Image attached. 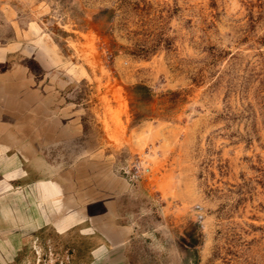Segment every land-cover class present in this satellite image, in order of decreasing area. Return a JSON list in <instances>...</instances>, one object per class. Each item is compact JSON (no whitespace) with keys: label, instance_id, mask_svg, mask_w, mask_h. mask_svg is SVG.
Here are the masks:
<instances>
[{"label":"rangeland","instance_id":"obj_1","mask_svg":"<svg viewBox=\"0 0 264 264\" xmlns=\"http://www.w3.org/2000/svg\"><path fill=\"white\" fill-rule=\"evenodd\" d=\"M0 132L13 192L132 190L131 264H264V0H0Z\"/></svg>","mask_w":264,"mask_h":264},{"label":"crops","instance_id":"obj_2","mask_svg":"<svg viewBox=\"0 0 264 264\" xmlns=\"http://www.w3.org/2000/svg\"><path fill=\"white\" fill-rule=\"evenodd\" d=\"M7 148L0 144V210L2 216L8 218L9 226L21 223V226L31 230L27 235L32 234V237L22 242L20 236L10 229L2 233L7 234L8 238L4 237V241H0V264H16L19 259H24L26 264L41 260L47 264H63L68 261L70 264L77 259L87 260L89 264H118V261L120 264H131V260H135L134 250L129 248L134 225L131 220L121 218L122 214L118 216L119 220L113 219L116 214L115 199H127L132 190L116 192L114 179L109 176V180L106 178L102 185L93 183L90 191L81 197L78 194L68 195L63 192L64 185L59 174L56 182L51 177L39 179L32 184L30 191L25 189L13 192L10 183L24 181L27 171L23 168L20 156L9 155ZM45 207L56 214L57 218L50 217ZM120 212H123L122 208ZM101 215H110L111 219L103 223L99 221ZM45 229L50 231H39ZM35 231H38L37 235H34ZM23 246H28L29 250L35 247L40 252L20 253Z\"/></svg>","mask_w":264,"mask_h":264},{"label":"built area","instance_id":"obj_3","mask_svg":"<svg viewBox=\"0 0 264 264\" xmlns=\"http://www.w3.org/2000/svg\"><path fill=\"white\" fill-rule=\"evenodd\" d=\"M148 171H149L148 168H142L140 161H136L133 164L132 168L130 169L129 175L131 176L133 180H138L141 178L142 174ZM196 213L199 219L203 218V213L201 212V208L197 207Z\"/></svg>","mask_w":264,"mask_h":264}]
</instances>
